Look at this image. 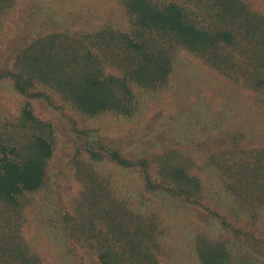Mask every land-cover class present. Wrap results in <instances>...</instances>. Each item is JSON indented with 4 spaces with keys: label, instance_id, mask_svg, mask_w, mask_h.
Segmentation results:
<instances>
[{
    "label": "trees",
    "instance_id": "trees-1",
    "mask_svg": "<svg viewBox=\"0 0 264 264\" xmlns=\"http://www.w3.org/2000/svg\"><path fill=\"white\" fill-rule=\"evenodd\" d=\"M18 3L0 0V33L24 21L11 16ZM119 5L125 30L38 32L3 50L0 86L25 100L14 112L0 104V264H232L203 216L264 247V130L252 131L264 129V0ZM184 58L230 89L188 103L191 125L211 137L200 155L175 142L131 155L70 118L61 156L56 127L31 104L132 119L146 96L175 98ZM175 210L197 221L181 224Z\"/></svg>",
    "mask_w": 264,
    "mask_h": 264
},
{
    "label": "rangeland",
    "instance_id": "rangeland-1",
    "mask_svg": "<svg viewBox=\"0 0 264 264\" xmlns=\"http://www.w3.org/2000/svg\"><path fill=\"white\" fill-rule=\"evenodd\" d=\"M19 2L11 16L24 21L18 23L16 29L12 17L9 22L6 21L2 25L0 64L5 52L3 50L7 46H14L26 35L57 29L90 31L106 24L125 30L129 25L128 16L121 10L119 0H19ZM178 71L174 81L180 86V90L176 88L173 90L175 98L168 92L146 96L141 112L132 119L116 117L113 114L84 119L66 105H63L64 115L41 100L32 99L31 104L37 116L52 122L56 127L62 145L58 150L61 156L70 153V144L75 135L71 131L70 118L76 122L78 128L98 129L107 143L120 147L131 155L150 154L157 147V142L162 145L175 142L180 147L200 155L199 152L208 147L207 140L211 137L205 139L208 130L205 131L203 126L191 125L192 122L187 116L192 118L193 111L188 103H196L199 98L198 92H208L221 97L223 93H229L230 89L225 92L224 89L227 87L216 79L217 76L187 58L180 61ZM24 100L25 98L11 87L0 86V104L6 111L14 112ZM215 108H218L217 104ZM202 118L197 114L194 120L198 122ZM260 126L258 122L252 131L258 132L259 135L264 130ZM199 138L202 139L199 141L197 140ZM211 197L209 193L208 199ZM174 213L178 214L175 217L180 215L181 224L193 225L197 221L193 217H185L179 210H175ZM202 220L212 234H218L226 239L231 249L232 264H264V247L244 236L224 231L216 220L204 216Z\"/></svg>",
    "mask_w": 264,
    "mask_h": 264
}]
</instances>
